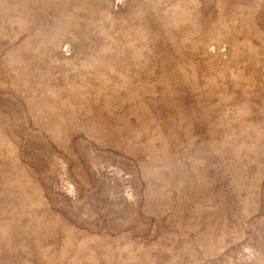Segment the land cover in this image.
<instances>
[{"label":"rangeland","instance_id":"1","mask_svg":"<svg viewBox=\"0 0 264 264\" xmlns=\"http://www.w3.org/2000/svg\"><path fill=\"white\" fill-rule=\"evenodd\" d=\"M0 264H264V0H0Z\"/></svg>","mask_w":264,"mask_h":264}]
</instances>
